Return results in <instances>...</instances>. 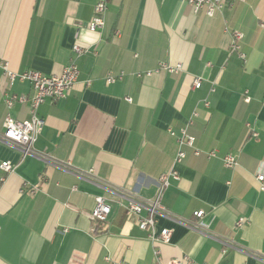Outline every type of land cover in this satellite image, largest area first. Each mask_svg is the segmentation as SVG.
<instances>
[{
    "label": "crops",
    "instance_id": "crops-1",
    "mask_svg": "<svg viewBox=\"0 0 264 264\" xmlns=\"http://www.w3.org/2000/svg\"><path fill=\"white\" fill-rule=\"evenodd\" d=\"M226 1L211 18L181 0H109L91 31L98 0H0V136L7 116L32 117L30 83L8 72L60 76L71 60L79 70L66 98L38 108L34 155L0 140V165L15 167L0 169V264H264V0ZM161 63L182 71L154 72ZM7 97L28 101L9 108ZM183 131L202 154L186 148L175 165ZM174 169L157 223L171 242L155 245L126 208ZM98 197L105 222L90 217Z\"/></svg>",
    "mask_w": 264,
    "mask_h": 264
},
{
    "label": "built area",
    "instance_id": "built-area-1",
    "mask_svg": "<svg viewBox=\"0 0 264 264\" xmlns=\"http://www.w3.org/2000/svg\"><path fill=\"white\" fill-rule=\"evenodd\" d=\"M189 5H191L195 12L204 10L208 17H214L218 12H220L226 5V0H181ZM244 2L245 0H236ZM109 0H98L94 16L90 23L91 31H98L102 29L105 25L104 15L108 8ZM226 30L229 29L226 27ZM231 45L230 51L237 54V56L243 61H246V55L242 51V42L244 39V34L238 30H232L231 32ZM73 51L76 55H81L86 52V49L75 45ZM6 69V67L4 66ZM165 71L169 74H179L182 71V65L177 64L175 66L169 65L168 63H161L159 67L154 72ZM8 77L11 81L19 79L21 81H27L30 83L33 89V96L30 98L31 102V113L32 117L30 120L26 121H16L10 116H7L4 122V132L0 136V140L10 145L15 146L19 149L23 157L34 155L33 145L36 142L38 136L41 134L45 122L38 116V108L47 100L51 99L53 101H58L66 98L69 92L72 90L73 86L78 80L79 70L74 60L64 68L63 73L60 76H46L41 72L30 70L24 72L20 75L8 72ZM152 73H146L145 75L150 76ZM142 75L139 74L138 77ZM122 75L114 76L109 75L106 79L107 83L111 84L121 79ZM202 85L201 79H196L194 81V88L199 89ZM131 101L130 99H128ZM28 99L26 97H7L6 104L10 108L15 102L25 103ZM208 106V103H205ZM197 116V113H195ZM171 135H175L172 130H169ZM195 137L187 134L183 131L181 136L177 137L178 142V152L174 159V164H180L187 157L186 148L193 151L195 156H200L202 152L195 147ZM210 159L217 158V151H209L205 153ZM43 157L44 156H40ZM223 163L227 168L233 169L238 165L237 159L232 155H227L223 157ZM67 166V165H63ZM0 169L4 173H11L15 170V167L10 161H5L0 165ZM92 171H90L91 173ZM179 174L174 169L166 174L161 175L159 179V185L155 196L149 200H143L139 198H132L126 208V215L129 218L135 220L136 225L143 231L148 232L150 241L155 245L169 244L171 242L172 231L170 229L158 230L157 223L158 218L166 213L165 207L162 204V198L166 189L170 186V180L178 179ZM2 179L1 181H3ZM257 180L261 184V190L264 191V172L261 171L257 175ZM111 213V207L106 203L103 197H98L96 199L95 207L90 214L91 219L99 222H105ZM204 215L203 211L195 213V216L202 218ZM239 226L243 225V220L238 223ZM67 231V230H65ZM160 252L156 250L158 255ZM186 264H191V261L185 259ZM170 264H181V262H171Z\"/></svg>",
    "mask_w": 264,
    "mask_h": 264
}]
</instances>
